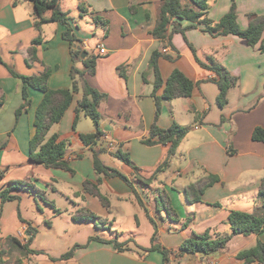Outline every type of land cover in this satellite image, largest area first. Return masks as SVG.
I'll use <instances>...</instances> for the list:
<instances>
[{"label": "crops", "instance_id": "crops-1", "mask_svg": "<svg viewBox=\"0 0 264 264\" xmlns=\"http://www.w3.org/2000/svg\"><path fill=\"white\" fill-rule=\"evenodd\" d=\"M182 2L193 5L191 0ZM160 5L161 0H62L61 6L69 12L80 45L96 56V72L87 74V80L105 94L99 105L104 134L96 143L86 145L81 139V134L95 130V124L88 122L83 112L74 126L81 91L74 93L71 106L49 131L48 136L58 134L68 142L65 160L73 169L69 172L46 167L30 157L36 110L44 92L29 86L31 107L18 120L16 116L24 101V81L20 76H38L50 70L47 80L50 89L72 87L71 44L63 36L66 26L51 22L38 30L31 1L0 0V193L11 189L10 194L16 195L6 201L0 197V264H17V260L19 264H245L238 254L258 241L264 242V232L239 234L224 251L187 254L178 259L175 256L181 243L195 233L207 230L231 233L227 221L233 210L264 215V197L259 195L264 177V142L252 137L257 126L264 128V51L260 50L264 36L256 46H250L238 35L213 36L199 25L188 29L185 35L174 33L172 42L176 49H173L166 40L152 34ZM230 5L231 0H210V18L219 20ZM237 12L239 26L245 29L248 14H264V0H237ZM181 22L183 26L191 24L190 20ZM36 38L40 42L33 43ZM188 42L202 59L213 53L238 78L229 90L225 106L217 102L220 89L213 81L217 74L197 64ZM101 45L106 49L104 54L99 52ZM156 50L171 57L159 59L164 81L179 69L195 83L191 96L163 99L157 119L153 97L156 71L150 64ZM77 67L82 68L83 62H78ZM163 92L164 85L157 95ZM155 121L162 128L176 122L187 128L188 133L169 165L152 181H143L138 176L151 178L170 146L144 142ZM97 151L106 166L119 170L129 180L98 174L94 166ZM118 151L129 154L137 169L116 157ZM212 175L217 176V181L206 187L201 200L191 202L187 187ZM15 181L33 183L44 196L27 189H12ZM86 181L98 183L108 205L85 190ZM50 192L65 199V210L49 198ZM163 192L173 208L169 212L158 205ZM48 207L68 223L61 230L53 222H47V232L64 251L57 256L47 249H35L39 253L26 255L11 238L26 245L35 233L30 243L34 249L32 245L40 231L36 216L38 213L46 216L51 209ZM80 209L88 210L96 218L75 219L73 215ZM130 214L135 216L137 226L124 239H121L124 232L118 227L111 231H117L112 236L94 232L86 241L79 239L78 232L90 223H95L99 230L108 229L105 225L120 226ZM99 220H104V224H99ZM148 222L154 226L153 233L146 232ZM140 231L150 236V244L139 242L136 233ZM100 237L127 242L128 250L120 252ZM153 245L168 254L151 249ZM72 248H75L72 257L54 259ZM1 250H5L4 255Z\"/></svg>", "mask_w": 264, "mask_h": 264}, {"label": "trees", "instance_id": "trees-1", "mask_svg": "<svg viewBox=\"0 0 264 264\" xmlns=\"http://www.w3.org/2000/svg\"><path fill=\"white\" fill-rule=\"evenodd\" d=\"M18 0H15V3ZM34 4L35 14L37 19L35 21V27L41 30V27L45 23L60 22L66 26L63 32V36L71 44V55L73 59V66L71 70L72 87L70 89H50L47 86V80L50 75V70L44 71L38 76H20L24 81L23 97L24 101L22 105L16 110L17 120L23 111L28 110L31 107V99L29 96V86L40 89L44 92V97L41 103L38 105L35 117V133L30 140V157L37 163L43 164L49 168L65 169L69 172H73V169L69 166L65 160V154L68 147L66 140L60 139L58 134L48 136L52 126L61 121L66 110L71 106L74 100V93L82 92L81 98L78 100V106L76 108V120L74 126L79 119L80 114L83 112L87 117H90L94 124L95 130L90 133L81 134V139L86 145L96 143L104 132L101 129V114L99 112V105L105 97V94L94 88L87 80L86 75H94L96 72V56L90 55L80 45V39L76 36L74 29L70 23L69 12L63 10L61 6L62 0H28ZM193 5H188L182 2V0H161L160 12L157 24L152 31V34L161 40H166L169 45L176 49L172 42L174 33L180 32L185 35L186 31L191 28H195L199 25H203V30L210 33L213 36L235 34L241 37L245 43L250 46H256L264 36V14L250 13L248 14V27L242 29L238 23L237 12V0H231L230 9L219 20H213L209 16L210 0H191ZM79 9L81 13L84 9V4H80ZM95 20H98L95 17ZM181 20H190L191 24L183 26ZM170 28L172 30L170 31ZM40 38H36L33 43L40 42ZM189 46L192 49L193 56L197 64L203 68L214 71L217 76L213 78L220 89L217 102L219 106L223 107L228 102L229 90L237 84L238 78L232 75L224 64L213 54H209L206 59H202L195 47L190 43ZM260 50L264 51V45H260ZM34 54V50H31ZM87 52V56L83 58V53ZM161 56L171 58L168 54L162 51H154L150 60L151 66L156 71L155 88L153 91V97L156 102V119L160 114V109L163 99H175L178 97H189L193 93L195 83L186 76L184 72L179 69H175L172 74L163 80L159 71V59ZM2 61L0 57V62ZM83 62V67L78 68L77 63ZM14 75L19 76L13 72ZM164 85V92L161 96L157 95V91ZM188 133L187 128L184 126L173 123L168 128L160 127L156 121L153 123L150 129V136L144 139V142L148 145L155 144H169V150L161 163L157 166L155 173L151 178L140 177L143 181H152L156 174L163 171L170 163L172 157L177 151L181 141L186 137ZM252 137L256 141L264 142V128L257 126L252 134ZM101 152H94V166L98 174H105L108 176H119L125 180H129L128 177L119 170L106 166L100 158ZM116 157L120 158L125 163L137 169L129 154L122 151H118ZM217 181V176H208L207 179L198 181L195 184H191L187 187L186 193L188 199L191 202L201 200V196L206 187L212 185ZM97 182H100V178ZM12 189H27L36 193V195L44 196L43 192L39 190L33 183L28 181H15L13 182ZM85 190L98 196L101 201L108 205L107 198L100 192L98 183L93 184L90 181H86ZM11 189L3 190L0 193V197L3 201L13 199L16 195L10 194ZM259 195L264 197V177L262 178ZM141 204L142 200L139 199ZM168 203V204H167ZM159 207H164L167 212L172 210L168 199H166V193L163 192L158 198ZM146 210L147 207L144 205ZM1 214V212H0ZM73 217L75 219H95L96 216L85 209L77 210ZM154 222V219L151 218ZM190 221V220H189ZM98 222V221H97ZM99 224H104V220H99ZM155 223V222H154ZM227 223L232 230L229 234H219L207 230L203 233H195L192 237L185 239L181 245L175 250L176 258H180L184 255H211L227 249L229 242L235 235H250L261 234L264 232V215H257L252 212L243 210L231 211ZM156 227V223H155ZM32 233V230L29 229ZM1 233V229H0ZM156 233L153 239L156 238ZM35 233L32 234L29 243L26 245L18 242L14 237L17 246L28 254L39 253L35 249L30 248V243L33 240ZM101 241L112 243L116 250L123 252L128 250L127 242H120L119 240H107L101 238ZM151 249H159L164 255L168 254V251L162 249L159 246L153 245ZM150 249V250H151ZM75 248H72L59 256L58 260H64L74 255ZM4 255L5 250H1ZM238 257L245 260V264H252L257 262L264 264V242L258 241L257 244L247 250H244L238 254ZM1 263L4 260L1 259ZM20 261L17 260V264Z\"/></svg>", "mask_w": 264, "mask_h": 264}, {"label": "rangeland", "instance_id": "rangeland-1", "mask_svg": "<svg viewBox=\"0 0 264 264\" xmlns=\"http://www.w3.org/2000/svg\"><path fill=\"white\" fill-rule=\"evenodd\" d=\"M88 122L94 124L93 120L90 117H87ZM50 199H54L56 201V206L59 207L62 210H65V207H67V202L65 201V199H63L61 196H54V194L52 192H50ZM43 202V201H42ZM44 204V203H42ZM71 207V206H68ZM51 208L50 211L47 212L46 216H42L40 215V213H38V215L36 216L37 222L40 224V227L38 228L40 231L37 234V237L35 239V242L33 243L32 247L34 249H47V251L49 253H52L54 255H60L63 251L64 248L61 247L60 243L55 244V240L53 238V236L47 232L49 229L47 227V222H53L55 227L57 229H64L65 227L68 226V223L63 222L61 217L58 216L56 213H54V209L52 207H48ZM49 210V209H48ZM52 210V211H51ZM70 220V219H69ZM108 229H97V225L95 223H90L89 226H85L82 228L81 231L78 232V236L79 239L81 241H86L88 239V237L90 235H92L94 232L95 233H100V232H104L106 233V235L108 236H112L113 234H116L117 231H115V233H112L111 231L116 229L118 227L120 232H124V234H121V239H124L125 236H130L131 233L133 234V232H131L132 230L136 229V218L133 214L128 215V217H125L123 219V223L118 226V225H114L111 226V224L105 225ZM103 225H100L99 227H105ZM154 230V226L152 223L148 222L146 225V232H152L153 233ZM136 235L138 236V240L139 242H141L142 244H150L151 240H150V236L147 234H144L143 232L140 231V233H136ZM54 240V241H53ZM137 240V241H138ZM48 247V248H46ZM52 247V248H50Z\"/></svg>", "mask_w": 264, "mask_h": 264}, {"label": "built area", "instance_id": "built-area-1", "mask_svg": "<svg viewBox=\"0 0 264 264\" xmlns=\"http://www.w3.org/2000/svg\"><path fill=\"white\" fill-rule=\"evenodd\" d=\"M164 51H166V49H164ZM99 52L100 53H102V54H104V53H106V49H105V47L104 46H99ZM113 144H111L110 146H112ZM19 235H22V233L20 232V234Z\"/></svg>", "mask_w": 264, "mask_h": 264}, {"label": "water", "instance_id": "water-1", "mask_svg": "<svg viewBox=\"0 0 264 264\" xmlns=\"http://www.w3.org/2000/svg\"><path fill=\"white\" fill-rule=\"evenodd\" d=\"M86 55H87V52H84V53H83V58H85V57H86Z\"/></svg>", "mask_w": 264, "mask_h": 264}]
</instances>
